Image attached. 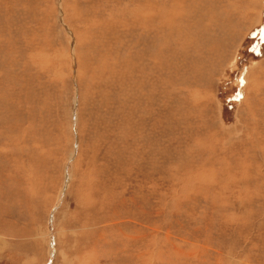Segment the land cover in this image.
<instances>
[{"label": "rangeland", "instance_id": "obj_1", "mask_svg": "<svg viewBox=\"0 0 264 264\" xmlns=\"http://www.w3.org/2000/svg\"><path fill=\"white\" fill-rule=\"evenodd\" d=\"M1 98L0 264H264V0H0Z\"/></svg>", "mask_w": 264, "mask_h": 264}, {"label": "bare ground", "instance_id": "obj_2", "mask_svg": "<svg viewBox=\"0 0 264 264\" xmlns=\"http://www.w3.org/2000/svg\"><path fill=\"white\" fill-rule=\"evenodd\" d=\"M165 1V0H164ZM185 1H187V0H185ZM194 1V0H193ZM196 2V1H195ZM174 3V2H173ZM176 3V2H175ZM200 3V2H199ZM194 4V3H193ZM178 5V4H177ZM190 5V4H189ZM193 6V5H192ZM177 7H179V6H177ZM187 9H188V7H186ZM187 18H189V17H187ZM202 18V17H201ZM191 19V18H190ZM195 19V18H194ZM188 20V19H187ZM202 20V19H201ZM172 21H173V19H172ZM182 21V20H181ZM210 21H211V19H210ZM196 22V21H195ZM212 24H214V23H212ZM210 25V24H209ZM213 26V25H212ZM193 27H194V25H193ZM162 28V27H161ZM184 31V30H183ZM190 32V31H189ZM193 36V35H192ZM174 39V41H175V37L173 38ZM218 39V38H217ZM192 41V40H191ZM196 41H197V39H196ZM200 41V40H199ZM215 41V40H214ZM188 42V41H187ZM178 44L179 43H184V44H189L190 45V43L188 42V43H186V42H184L183 40H181V41H178L177 42ZM213 43V42H212ZM211 43V44H212ZM168 45V44H167ZM188 45V46H189ZM209 45V44H208ZM194 46V45H193ZM215 46V45H214ZM194 50H195V52H197V50H198V48L196 47V46H194V48H193ZM171 51V50H170ZM201 52V51H200ZM205 52V51H204ZM203 51H202V53H204ZM193 54V53H192ZM195 54V53H194ZM188 55V54H187ZM205 55H207V54H205ZM204 56V55H203ZM187 57V56H186ZM197 57V56H196ZM195 57V58H196ZM171 59V58H170ZM214 59V58H213ZM176 60V59H175ZM185 60V59H184ZM189 60V59H188ZM196 60V59H195ZM190 62V61H189ZM189 62H188V65H189ZM210 62V61H209ZM175 63H176V61H175ZM184 63V62H183ZM186 63V62H185ZM194 64V67L197 69V68H199L201 71H202V69H201V63H200V57L198 56L197 57V61L195 62V63H193ZM122 65H124L123 63H122ZM137 67V66H136ZM190 67H192V66H190ZM111 68V67H110ZM115 68V67H114ZM182 68V67H181ZM203 68V67H202ZM198 69V70H199ZM111 70H112V68H111ZM190 70V69H189ZM199 70V71H200ZM187 73V72H186ZM197 73V72H196ZM204 73V72H203ZM180 82V81H179ZM190 94V93H189ZM8 97H9V95L6 93L5 94V98H6V100H8ZM0 101L2 102V98L0 99ZM1 108V107H0ZM163 111V110H162ZM52 218H53V215H52Z\"/></svg>", "mask_w": 264, "mask_h": 264}]
</instances>
